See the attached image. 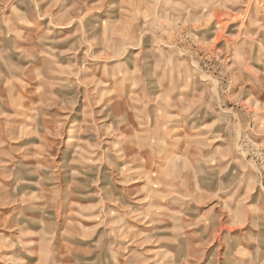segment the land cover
Listing matches in <instances>:
<instances>
[{
    "label": "clouds",
    "instance_id": "9594fccd",
    "mask_svg": "<svg viewBox=\"0 0 264 264\" xmlns=\"http://www.w3.org/2000/svg\"><path fill=\"white\" fill-rule=\"evenodd\" d=\"M73 23L70 35L57 31ZM4 89L21 136H40L52 154L29 163L30 146L15 145L21 136L0 120V181L15 178L4 203L28 205L23 216L43 199L26 185L64 172L71 189H86L100 184V167L111 170L112 184L96 191L101 255L82 264H264V0H0ZM85 147L95 177L80 183ZM134 178L146 181L143 214L114 188ZM202 199L216 201L203 214L193 207ZM130 221L171 225L142 234ZM46 231L39 252L24 244L23 226L19 237L0 233V246L39 256L28 264H69L50 247L54 220ZM145 244L164 247L149 259Z\"/></svg>",
    "mask_w": 264,
    "mask_h": 264
},
{
    "label": "rangeland",
    "instance_id": "374dc122",
    "mask_svg": "<svg viewBox=\"0 0 264 264\" xmlns=\"http://www.w3.org/2000/svg\"><path fill=\"white\" fill-rule=\"evenodd\" d=\"M237 21H233L228 27L229 29ZM76 24H69L65 27L58 28L57 31L64 32L70 35L72 30H74ZM118 40L119 37H116ZM224 44V41L217 42V48ZM5 97V103L0 105V120H7V125L9 131H14L17 136H21L22 129L18 125L23 123L20 116L15 114L14 109L11 107V100L7 99V89H4L2 93ZM131 90H129V96H131ZM34 102L38 103V98H32ZM172 99H178L174 96ZM261 99H264L262 97ZM138 106V105H137ZM155 107L154 105H149V119H152L151 109ZM56 109H51L54 112ZM99 109H97L98 111ZM133 116V126L136 124L134 122ZM184 118L181 117V121ZM191 123V122H189ZM220 141H217L219 144ZM15 145L20 146H30V151L32 152V159L28 161L33 165L42 164L45 159V153L51 158V153L44 148L43 141L40 136H29L23 135L20 139L14 141ZM7 147V146H6ZM107 147V145H104ZM58 155L56 160L59 161L61 155L64 154V146L61 145L58 149ZM127 150L125 151L126 156L133 155ZM68 158L71 160L73 153H68ZM19 157L17 156V159ZM80 162L75 164L74 167L77 171L84 172V175L77 177L78 182L86 183L87 179H93L95 173L87 172L86 170L94 167L95 157L91 155L90 149L85 147L81 150ZM126 162H120V167L122 168ZM14 165L9 163L5 159V168L11 169ZM133 168L137 165L133 164ZM2 171V170H0ZM100 184L93 185L91 188H75L71 189L72 177L71 175L65 176L64 172H60L57 180L55 182H48L37 187L35 183L26 185L25 188L30 189L29 195L34 197H39L43 195V199H33L32 205L34 207L30 208L23 216L20 214V209L28 208V205L21 203H4L10 199H14L11 194V190L15 188V178L5 179L0 181V233L4 236L15 235L20 236L21 226H23L24 231L27 233L23 237L24 244L32 249L34 248L37 252L41 250L42 245H47L48 232L47 227L52 224L53 220L55 222V234L51 236L50 247L59 248L65 255L64 260L68 261L69 264H82V262H87L96 259L98 255L97 251L93 250V242L99 239L100 234L103 232L102 228H97L98 219L100 213V208L97 207L101 202V196L96 195L97 187L103 189L110 184H112L111 170L108 169L107 165L100 167ZM107 177V178H106ZM37 177H32L31 180L35 181ZM146 181L139 178H134L133 182L124 185L123 183L114 184V188L120 189L122 191L126 190L128 196L134 197V200H130L129 203L133 205L134 210L138 213H146L148 211V203L143 200V195H138L137 193L144 186ZM117 192L116 195H120ZM15 195L23 196L24 192L17 189ZM55 202L52 208H45V203ZM216 203L213 200H200L193 204L194 208H199L201 214L206 212L212 205ZM104 210L107 212L109 209L115 210V205L104 204ZM13 210H17L13 214ZM217 209H213L216 211ZM195 218V217H192ZM134 225L138 233L148 234L154 230H163L166 226L171 225V221H164L162 224L151 225L149 223L137 224L135 221L129 222ZM95 230V231H93ZM199 228L192 229L193 232L198 231ZM157 247H164L163 245L156 246L153 244H145L144 251L149 253L148 258H154L151 253L155 252ZM171 247V246H169ZM19 251V249H11L6 246H0V264H11L13 260L24 259L26 264L28 262H35L39 260V256H30L26 253H22L19 256H14L13 253ZM103 258V256H102Z\"/></svg>",
    "mask_w": 264,
    "mask_h": 264
}]
</instances>
